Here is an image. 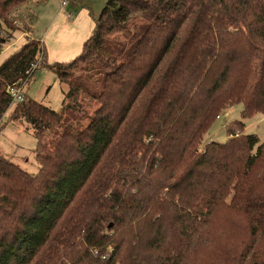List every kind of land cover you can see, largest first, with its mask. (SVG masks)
I'll list each match as a JSON object with an SVG mask.
<instances>
[{"label": "trees", "instance_id": "16d2710c", "mask_svg": "<svg viewBox=\"0 0 264 264\" xmlns=\"http://www.w3.org/2000/svg\"><path fill=\"white\" fill-rule=\"evenodd\" d=\"M25 1L0 0V51ZM94 22L69 61L26 37L0 63V119L38 54L68 86L10 112L39 167L0 152V264H264V140L237 120L200 145L228 106L264 113V0H105Z\"/></svg>", "mask_w": 264, "mask_h": 264}, {"label": "rangeland", "instance_id": "374dc122", "mask_svg": "<svg viewBox=\"0 0 264 264\" xmlns=\"http://www.w3.org/2000/svg\"><path fill=\"white\" fill-rule=\"evenodd\" d=\"M37 0H26L24 4L28 5L29 9L26 11L24 4H21L17 9L21 12L15 14L11 12L8 17L16 24V27L20 29V31H16L14 29L13 34L14 37L9 38L10 36L6 33L5 26L3 36L7 37V43L1 46L0 51V63L13 51L17 50L25 41L24 34L21 32H27L30 34V30L32 31V37H40L42 33V25L43 21L37 22L34 27L31 29V17L33 15L34 3ZM50 3H54L55 6L59 4L60 1H64V5L67 3H73V0H48ZM84 3L88 4L92 11L97 16L101 10V8L105 4V0H81ZM23 11V12H22ZM15 14V15H14ZM18 33H20L23 38L19 39L15 42V39L18 37ZM11 35V34H10ZM120 38L122 37V33L119 34ZM11 43V44H9ZM12 45V46H11ZM37 58L40 60L41 55L38 54ZM79 64V62H78ZM84 68L85 64L83 65ZM89 68V67H88ZM87 68V69H88ZM81 72L84 73L83 70L78 69L75 70L76 73ZM94 72H85L81 78L87 80L89 84L97 82V77L94 78ZM92 77V78H89ZM68 86L66 83H61L57 78L54 71L47 67H37V70L34 72L30 80L27 82L24 88L25 94L34 98L35 100L42 102L45 105H48L54 110H59L62 106V100L64 97V92L67 90ZM86 100L89 101L88 98L83 94L79 96V101ZM14 104H11L10 107L6 110L2 117L1 124V134H0V152L5 156L10 158L12 161L17 163L21 168L26 170L29 173H36L38 170V163L35 159V147H36V137L33 133V130L29 124L24 120H12L10 119V112L13 108ZM94 108V104L88 107V111L91 112ZM242 111V103H234L227 108L223 109L219 112V117L216 118L209 129L205 134H203L201 139V147L209 142L210 140L223 142L227 139L226 127L228 125L234 126V121H243L244 127L243 132L246 134H256L259 138V142L264 140V113L255 112L252 115L243 118L241 115ZM74 129L81 128L87 123V118L82 117L79 113V121L78 123L73 121ZM236 128V127H235ZM254 151V149H253Z\"/></svg>", "mask_w": 264, "mask_h": 264}, {"label": "crops", "instance_id": "0c3cea01", "mask_svg": "<svg viewBox=\"0 0 264 264\" xmlns=\"http://www.w3.org/2000/svg\"><path fill=\"white\" fill-rule=\"evenodd\" d=\"M35 2L33 5L35 9L31 17V29L37 22L43 21L41 36L32 37L31 30L30 34L27 32H21V34L38 38L42 42L47 63L66 62L73 59L81 52L85 40L94 29L95 13L88 4L81 0L77 4L66 2L65 6H63L62 1L57 6L48 0H37ZM25 5L21 6L24 8ZM28 7L26 5V11L29 9ZM14 11L15 14L21 12L19 9ZM16 31L19 32L20 29ZM15 34H13V37ZM21 34L18 33L15 42L24 37Z\"/></svg>", "mask_w": 264, "mask_h": 264}, {"label": "built area", "instance_id": "2783aa9c", "mask_svg": "<svg viewBox=\"0 0 264 264\" xmlns=\"http://www.w3.org/2000/svg\"><path fill=\"white\" fill-rule=\"evenodd\" d=\"M37 56H36V60L31 62L29 68L27 70H25V76L26 77L24 79H20L16 82L10 83L6 86V92L10 97L11 104H15L17 102L24 100V98H25V92H24L25 84L30 80L33 72L39 66L40 60L37 58ZM1 124H2V117L0 119V128H1ZM0 134H1V129H0Z\"/></svg>", "mask_w": 264, "mask_h": 264}]
</instances>
